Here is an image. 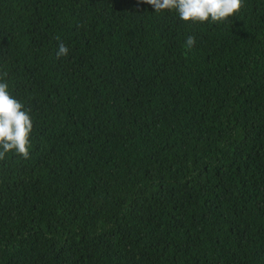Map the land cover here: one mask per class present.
Masks as SVG:
<instances>
[{"label": "trees", "instance_id": "1", "mask_svg": "<svg viewBox=\"0 0 264 264\" xmlns=\"http://www.w3.org/2000/svg\"><path fill=\"white\" fill-rule=\"evenodd\" d=\"M242 3L192 23L0 0V73L33 122L29 157L0 161V264H264V0Z\"/></svg>", "mask_w": 264, "mask_h": 264}, {"label": "clouds", "instance_id": "2", "mask_svg": "<svg viewBox=\"0 0 264 264\" xmlns=\"http://www.w3.org/2000/svg\"><path fill=\"white\" fill-rule=\"evenodd\" d=\"M138 3L150 5L155 13L163 10H174L182 22L213 23L225 22L234 13H238L243 6L242 0H137ZM59 41V37H56ZM195 38L189 36L185 46L191 49ZM69 48L63 42L57 44L56 56H67ZM7 73H0V161L6 158L9 152L29 157L31 148L32 118L24 105L8 91L5 80Z\"/></svg>", "mask_w": 264, "mask_h": 264}]
</instances>
